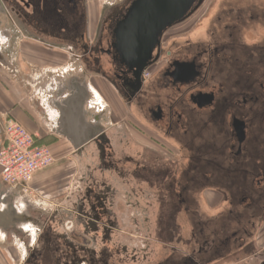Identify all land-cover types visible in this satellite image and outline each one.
I'll return each instance as SVG.
<instances>
[{
    "label": "flooded vegetation",
    "instance_id": "1",
    "mask_svg": "<svg viewBox=\"0 0 264 264\" xmlns=\"http://www.w3.org/2000/svg\"><path fill=\"white\" fill-rule=\"evenodd\" d=\"M15 1L25 32L69 47L82 66L56 106L54 128L75 168L67 201L43 223L28 212L29 188L0 178L4 236L41 226L20 264H219L251 252L264 223V0H217L192 22L206 2L197 0L142 71L114 47L133 0L101 9L93 0ZM130 218L155 220L147 234L156 244L142 227L127 233ZM88 233L96 244L77 237ZM115 236L140 240L111 262ZM254 254L264 264V251Z\"/></svg>",
    "mask_w": 264,
    "mask_h": 264
},
{
    "label": "crops",
    "instance_id": "2",
    "mask_svg": "<svg viewBox=\"0 0 264 264\" xmlns=\"http://www.w3.org/2000/svg\"><path fill=\"white\" fill-rule=\"evenodd\" d=\"M91 4L98 3L93 0ZM17 8L21 5L15 0H0V121L5 114L11 115L30 132L38 133L42 144L59 147L62 153L60 140L65 138L54 128L56 106L69 95L65 88L69 78L79 80L76 73L82 66L69 47L58 45L47 35L25 32ZM97 11V7L91 9L94 21Z\"/></svg>",
    "mask_w": 264,
    "mask_h": 264
},
{
    "label": "rangeland",
    "instance_id": "3",
    "mask_svg": "<svg viewBox=\"0 0 264 264\" xmlns=\"http://www.w3.org/2000/svg\"><path fill=\"white\" fill-rule=\"evenodd\" d=\"M109 1L110 0H98V8L101 9V7L103 5H106ZM216 2L217 0H206L204 7L200 10V12L197 13V15L193 19H191V21L195 22L198 19H203V16L206 15L208 12L206 11V8H211ZM11 117V115L5 114L4 119L2 118L3 120L0 121V125H4L6 119ZM61 141L63 143L62 145H60L62 153H60L59 147L55 148L49 144L46 145L52 150L55 157V162L49 167L37 173L34 180L30 183V187L27 193L25 194L26 200L29 201L28 212L32 213L34 216H37L43 223H45L49 219L50 215L53 213L54 209H56L57 205H63V203L67 201L74 189L73 183L75 176V168L73 167V162L70 159V152H72V148L70 144H68V142H66L64 139L61 138L60 142ZM65 156L66 158H63ZM130 187L131 186L125 184V188L132 189ZM17 205L23 206V201L17 200ZM24 205L26 206V204ZM130 205V203L127 204V212H129L131 209ZM149 205L150 204L148 203L145 204V206ZM120 206H122V204H115V208H113L112 211H119ZM120 210L123 211V208L120 207ZM130 219L128 221L129 226L127 233H133L136 227H142L144 231L143 233H145V235L143 236L150 238V240H152V244H156V238L153 239L152 236H148L147 234L150 228H155V220H137V222L135 223L134 221L136 220L132 221V219ZM136 224L138 225L136 226ZM80 226L82 227V225ZM67 227L73 228V225L69 223ZM39 229H41V226L37 225L35 227V230H29L27 233H11L7 236H4V234L0 231V264H20L21 261L25 258L26 249H28L29 246L33 245L34 240L36 239L35 236L39 234ZM82 229H85V227H82ZM150 231L152 232V229ZM77 237H79V239L84 240V242L88 245H93V243L96 244V242H93L92 240L93 233H88V235L86 236H82L81 234ZM133 239L135 238L131 236H126V238H117V236H115L114 238L110 239L111 242L107 243V245L109 246L107 250L111 251V262L113 261L114 256L115 259L122 258V256L119 254V249L122 247V245L129 243V241H131L130 243H134ZM150 240L149 243H151ZM251 240H253L254 242V246L250 247L252 248L250 249L251 252L234 250L233 254L231 253L224 259L219 260V264H258L260 261L259 257L255 258L254 253L255 251L256 253H261L262 251H264V223L261 225V227L256 230L254 239L252 238ZM97 243H101V239L98 240L97 238ZM137 243H139V241ZM178 252L181 253V250H178Z\"/></svg>",
    "mask_w": 264,
    "mask_h": 264
},
{
    "label": "water",
    "instance_id": "4",
    "mask_svg": "<svg viewBox=\"0 0 264 264\" xmlns=\"http://www.w3.org/2000/svg\"><path fill=\"white\" fill-rule=\"evenodd\" d=\"M196 1L133 0L115 29L114 47L122 62L130 68L144 70L164 31L183 20ZM16 218L22 216L17 214Z\"/></svg>",
    "mask_w": 264,
    "mask_h": 264
},
{
    "label": "built area",
    "instance_id": "5",
    "mask_svg": "<svg viewBox=\"0 0 264 264\" xmlns=\"http://www.w3.org/2000/svg\"><path fill=\"white\" fill-rule=\"evenodd\" d=\"M40 138L17 119H6L0 139V178L4 183L29 188L37 173L55 162L52 150Z\"/></svg>",
    "mask_w": 264,
    "mask_h": 264
}]
</instances>
